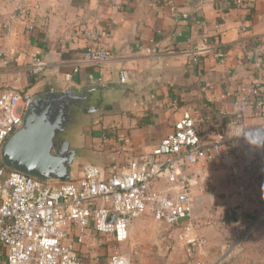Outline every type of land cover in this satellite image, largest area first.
Here are the masks:
<instances>
[{"label": "crops", "instance_id": "0c3cea01", "mask_svg": "<svg viewBox=\"0 0 264 264\" xmlns=\"http://www.w3.org/2000/svg\"><path fill=\"white\" fill-rule=\"evenodd\" d=\"M176 1L177 16L156 7V0H40V11L30 22L35 28L29 30L26 21L11 19L21 0H0V95L6 89L33 97L70 87L90 92V106L98 110L86 125L80 157H88L89 162L84 166L107 167L114 157L126 165L150 154L191 109L206 133H219L214 138L226 155L222 162L192 168L205 174L209 185L206 192L195 191L194 217L212 222L198 234L205 237L213 225L234 234L243 223L232 212L239 215L264 196V133L250 137L264 128V116L244 103L239 92L249 77L248 63L264 56V0H245L243 8L235 6L234 0ZM92 24L103 31L101 43L112 58L101 68H84L67 80L86 45L82 30ZM216 25L224 30L226 65L211 56L193 64L190 51L204 34L214 33ZM152 40L153 54L140 51ZM36 59L47 63L37 79L29 73ZM122 71L129 73L126 83H121ZM236 115L242 116L237 127L231 125ZM82 168L72 170L71 177ZM244 180L253 181L254 190L235 187ZM153 227L163 230L160 236L167 243L161 244V252L152 253L141 251V244L135 242L140 252L134 264H173L167 263L164 252L169 246L203 253L208 261L222 256L224 248L217 247L218 242L205 237L202 248L187 246L179 230L150 216L135 221L131 236L145 238ZM165 230L171 231L175 244L168 242ZM102 250L83 254V264H99Z\"/></svg>", "mask_w": 264, "mask_h": 264}, {"label": "built area", "instance_id": "2783aa9c", "mask_svg": "<svg viewBox=\"0 0 264 264\" xmlns=\"http://www.w3.org/2000/svg\"><path fill=\"white\" fill-rule=\"evenodd\" d=\"M233 4L246 6L245 0H234ZM155 6L179 15L176 0H156ZM40 8V0H21L11 19L26 21L28 29L34 30L30 22ZM103 34L96 24L82 30L86 45L67 80L84 68H101L110 61L112 52L101 43ZM223 34L220 25L214 33L204 34L190 51L192 63L200 65L204 57L211 56L226 65ZM153 45L152 40L151 46L140 47V51L153 54ZM46 68V62L36 59L29 73L37 79ZM247 70L249 77L239 88L241 99L264 116V56L248 63ZM128 79V71H122L121 83ZM32 99V95L17 89L1 93L0 153L22 128ZM241 119L236 115L231 125L237 127ZM261 133L264 128L250 137ZM214 137L219 133H206L188 109L174 131L150 154L126 165L116 157L107 167L86 165L68 182L44 180L0 166V257L4 264H83V254L100 251L110 242H130L135 221L146 216L179 230L187 246L202 248L207 240L197 228L212 222L208 218L198 224L194 217L195 191L206 192L209 185L206 175L192 168L225 160L221 142ZM139 252L140 245L133 243L131 254L111 255L107 264H134Z\"/></svg>", "mask_w": 264, "mask_h": 264}, {"label": "water", "instance_id": "95a60500", "mask_svg": "<svg viewBox=\"0 0 264 264\" xmlns=\"http://www.w3.org/2000/svg\"><path fill=\"white\" fill-rule=\"evenodd\" d=\"M92 94L70 87L33 97L24 124L1 150L3 165L44 180L68 182L76 157L82 155L62 138L74 122L75 110L91 114Z\"/></svg>", "mask_w": 264, "mask_h": 264}, {"label": "rangeland", "instance_id": "374dc122", "mask_svg": "<svg viewBox=\"0 0 264 264\" xmlns=\"http://www.w3.org/2000/svg\"><path fill=\"white\" fill-rule=\"evenodd\" d=\"M90 115L91 114H87L81 110H75L74 122L62 136L63 139L70 143L71 148L74 150L83 151L85 147L84 133L86 131V125L89 122ZM1 162L2 158L0 153V163ZM88 162V157H76L73 164V172L81 169ZM251 185H254L253 181L250 182L244 180L241 185L237 183V186L235 185V187H238L240 191H242L241 189L244 190V188H251L254 190ZM255 200L254 205L248 206L247 211L239 215L238 213L232 212V217H235V219L238 220L239 216L243 223L242 227L234 229V234L229 233V228H218L219 226L216 225H213V227L207 231L206 234H204L206 235V238L210 239V241H214L216 243L218 242L216 244L217 247L222 246L224 248L222 256L218 261L205 260L203 253L200 252L189 253V250H187L184 246H178L174 250H172L169 246V248H164V252L167 255V263L197 264V262L204 263L203 261L205 260V264H262L264 261V196L261 199L256 198ZM251 201L252 200H249L248 198V202ZM196 219H198V224H201L204 217L200 216ZM208 227L210 226L204 227L200 225L197 229L200 232ZM162 232L163 230L161 228L156 229L153 227V229L148 231L145 238H139L132 235L131 241L125 244L115 245L112 242L108 243L102 250L103 253L99 264H107L109 256L114 254H131L133 251V243L135 242H139L141 244V251L148 250L152 253L161 252L163 250V248H161V244L167 243L160 236L162 235ZM164 233H168V242L174 244L176 243L171 231L165 230ZM178 235L181 240L180 231H178ZM226 247L228 248L226 249ZM0 264H4V259L2 257H0Z\"/></svg>", "mask_w": 264, "mask_h": 264}, {"label": "trees", "instance_id": "16d2710c", "mask_svg": "<svg viewBox=\"0 0 264 264\" xmlns=\"http://www.w3.org/2000/svg\"><path fill=\"white\" fill-rule=\"evenodd\" d=\"M0 166H4V165H3V162H1V163H0ZM262 264H264V261H263V263H262Z\"/></svg>", "mask_w": 264, "mask_h": 264}]
</instances>
